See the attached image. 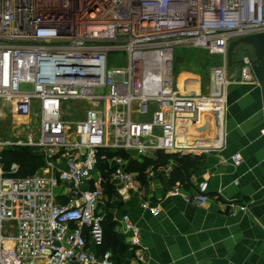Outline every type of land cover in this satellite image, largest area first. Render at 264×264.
Instances as JSON below:
<instances>
[{
	"label": "built area",
	"instance_id": "2783aa9c",
	"mask_svg": "<svg viewBox=\"0 0 264 264\" xmlns=\"http://www.w3.org/2000/svg\"><path fill=\"white\" fill-rule=\"evenodd\" d=\"M256 33H264V0H0V100L19 117L36 105L39 133L36 141L0 140V153L33 146L43 161L26 176L15 162L0 164V264H118L99 247L106 184L117 182L122 196L138 182L121 153L207 152L202 138L183 141L179 124L195 132L206 119L219 133L228 87L256 81L243 50L239 78H229L228 42ZM182 45L220 57L210 94L174 89L173 54ZM110 52H124L125 64L109 68ZM50 53L65 58L54 81L36 77L37 58ZM74 101L87 107L68 120ZM231 160L239 165L242 156ZM204 190L202 183L188 201L202 205Z\"/></svg>",
	"mask_w": 264,
	"mask_h": 264
},
{
	"label": "crops",
	"instance_id": "0c3cea01",
	"mask_svg": "<svg viewBox=\"0 0 264 264\" xmlns=\"http://www.w3.org/2000/svg\"><path fill=\"white\" fill-rule=\"evenodd\" d=\"M241 85L239 92L227 95L218 134L203 118L205 124L195 132L179 124L183 141L202 138L210 148L207 152L170 154L173 157L163 164L151 163L158 152L150 151L144 159L124 153L137 186L122 197L116 192L118 183L111 182V197L105 193L103 202L125 248L121 264H264V203L252 204L264 197V108L257 82ZM208 89L205 86L204 92ZM237 152L242 156L239 165L231 160ZM186 156H202L204 163L189 182L171 184V172ZM202 183L207 200L195 205L188 200L202 193ZM124 214L136 232L128 228Z\"/></svg>",
	"mask_w": 264,
	"mask_h": 264
},
{
	"label": "rangeland",
	"instance_id": "374dc122",
	"mask_svg": "<svg viewBox=\"0 0 264 264\" xmlns=\"http://www.w3.org/2000/svg\"><path fill=\"white\" fill-rule=\"evenodd\" d=\"M125 62L126 54L124 52H110L107 55L106 63L109 68L118 64L124 65ZM219 63V57L210 56L202 49H196L190 45H183L179 48L177 47L174 51L172 61V79L175 78L173 83L175 90L188 96L210 94L211 89L209 71L212 66L218 65ZM177 73H179L178 77L175 76ZM207 85L209 86V89L207 92H204V88ZM241 86V83L230 85L227 89V95H230V93L239 92L238 90H240ZM22 87L24 89H30L32 84L23 83ZM104 91L105 90H103V92ZM67 104L69 111L66 110V119L76 120L81 119L84 116L85 109L87 107L86 103L83 101H74L68 102ZM198 122V126H202L201 121ZM207 129H209V127ZM38 136V107L36 105L28 117H19L12 112L10 102H4L0 100L1 141L24 143L28 141V139L36 141ZM19 146L28 147L33 152L38 154L37 147L25 145ZM5 149L6 148L3 150ZM128 156L130 155H127V157Z\"/></svg>",
	"mask_w": 264,
	"mask_h": 264
},
{
	"label": "trees",
	"instance_id": "16d2710c",
	"mask_svg": "<svg viewBox=\"0 0 264 264\" xmlns=\"http://www.w3.org/2000/svg\"><path fill=\"white\" fill-rule=\"evenodd\" d=\"M121 155H125L121 153ZM173 155L165 154L162 152L157 153V157L155 160L151 161V163H159L163 164L168 159L172 158ZM17 163L19 165L18 175L26 176L33 174L37 171L42 165L43 161L39 154L33 152L28 147L21 146H13L3 150L0 153V163L3 168L6 169L10 166L11 163ZM181 167L178 169H174L171 172L170 183L189 182V178L192 172H195L201 168L204 163V157L202 156H186L180 158ZM111 186L110 183L106 184L105 193L108 195V198L111 196ZM114 222L111 219L110 214H106L105 219L102 223L103 227V243L99 247V252H104L109 250L112 252L113 260L121 264L123 257L125 256V248L120 243L118 238L115 236L113 231Z\"/></svg>",
	"mask_w": 264,
	"mask_h": 264
},
{
	"label": "water",
	"instance_id": "95a60500",
	"mask_svg": "<svg viewBox=\"0 0 264 264\" xmlns=\"http://www.w3.org/2000/svg\"><path fill=\"white\" fill-rule=\"evenodd\" d=\"M243 50L250 54L253 76L261 92L262 108H264V33H256L232 39L228 42L227 66L230 68L229 78L238 80L240 65L244 59L234 60L233 56ZM37 78L54 81L62 77L63 69L60 67L65 58L57 54H44L37 58ZM264 203V197L253 202V205Z\"/></svg>",
	"mask_w": 264,
	"mask_h": 264
}]
</instances>
